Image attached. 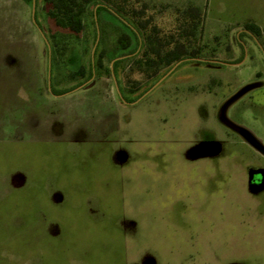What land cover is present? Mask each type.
Masks as SVG:
<instances>
[{
	"label": "crops",
	"instance_id": "obj_1",
	"mask_svg": "<svg viewBox=\"0 0 264 264\" xmlns=\"http://www.w3.org/2000/svg\"><path fill=\"white\" fill-rule=\"evenodd\" d=\"M147 1L171 8L192 5V0ZM2 2L0 145L17 144L18 168L9 170L13 165L0 160V231L18 232V264H69L68 260L73 264L75 259L81 264H139L148 252L154 256L149 246L163 245L162 231L170 223L185 231L186 214H202L200 186L199 190L186 188V147L151 141L150 157L135 154L132 158L118 140L122 130L132 125L128 110L122 109L135 107L172 71L134 100L125 99L121 86L116 81L110 85L103 74L67 87L70 74L84 64L83 50L78 51L82 59L70 71L69 55L74 49L65 50L63 56H68L61 63L57 48L42 45L41 30L26 29L24 3L5 6ZM243 3L246 8L242 14L238 11V24L255 23L264 40V0ZM34 13L33 9L35 22ZM128 49L116 54L112 63L133 54ZM221 64L224 74L242 71L241 62ZM263 74L256 73L258 81H245L228 106L246 94L252 98L255 88H263ZM154 124H148L151 134ZM237 124L264 144L245 124ZM177 149L181 150L177 157L183 159L169 157V151L175 156Z\"/></svg>",
	"mask_w": 264,
	"mask_h": 264
},
{
	"label": "rangeland",
	"instance_id": "obj_2",
	"mask_svg": "<svg viewBox=\"0 0 264 264\" xmlns=\"http://www.w3.org/2000/svg\"><path fill=\"white\" fill-rule=\"evenodd\" d=\"M33 1L3 0L2 5H20L23 2L27 13L26 29L41 30L44 36L41 39L42 45L57 48L61 63L68 56H63L65 50L74 49L69 55L72 58L70 71H74L79 58L82 59L78 51L83 50L85 54V77L68 80V83L65 80L61 85L67 83V87H76L103 74L110 85L113 86L116 81L124 94L133 99L143 94L171 68L163 70L151 81H146L137 71L123 69L121 65L114 68L113 56L122 53V50H113L116 36L124 31L129 33L132 36L129 49L136 47L137 40L114 11L99 8V0L88 6L85 15L86 33L79 35L60 30L48 17L44 0H36L34 22ZM128 2L130 7L141 6V1ZM210 2L192 0L191 4L208 11L201 44H208L202 54L212 61L204 62L206 58L181 61L172 70L170 77L157 89L145 94L135 107L122 109L128 110L132 125L126 131L122 130L118 144L125 146L132 158L135 154L138 158L150 157L147 148L151 146V141L168 142L178 149L186 147V188L193 190L195 186L199 190L200 186L202 193V214H186L189 225L185 231L177 230V225L170 223L169 229L162 231L163 245L149 246L155 255L152 253L154 256H150L147 251L143 262L139 264H155V256L158 257V264L264 262V185L260 187L250 178L253 173L264 171L260 167L264 165V155L226 126L218 116L221 106L241 90L245 81H258L256 73H264V40L261 36L253 37L245 31V24H238L241 19L238 11L241 10L242 14V8L245 7L243 0H212V6ZM145 14L144 18L154 14L155 21L167 32L176 31L179 26L178 17L186 20L174 8L157 14L149 10ZM99 22L108 24L106 35L109 50L105 60L108 72L95 66L103 47L97 33ZM114 26L120 27L121 31H116ZM51 33L56 35L54 40ZM216 61L228 64L241 62L242 71L224 74L225 65ZM128 79L140 81L141 87L133 93L124 91ZM133 85L130 84V87ZM250 94L227 106V115L235 122L245 124L264 142V87L255 88L252 98ZM161 118L166 120L162 121ZM151 121L155 123L153 134L152 131L148 132ZM4 147L9 150H2ZM16 148L17 144L0 145V160L10 162L13 166L9 170L14 172L18 168ZM178 149L175 156L170 150L169 157L183 159L182 155L177 157L181 151ZM190 160H194V163ZM188 201L190 204L194 202L193 199ZM190 211L193 212L192 205ZM17 240V231H0V264L20 262ZM72 262L81 264L76 259Z\"/></svg>",
	"mask_w": 264,
	"mask_h": 264
},
{
	"label": "trees",
	"instance_id": "obj_3",
	"mask_svg": "<svg viewBox=\"0 0 264 264\" xmlns=\"http://www.w3.org/2000/svg\"><path fill=\"white\" fill-rule=\"evenodd\" d=\"M93 1L96 0H44V9L48 17L54 21L60 30L79 35L86 33L85 15L88 6ZM140 1L141 6L138 8L128 6V0H99V8H109L114 11L118 18L130 28L137 40L136 47L130 51L133 54L115 60L113 62L114 68L121 65L123 69L131 72L137 71L144 76L146 81H151L163 70L185 59L206 58L204 61H212L208 56L206 57L202 54L203 49L208 45L201 44L206 16L205 9L195 5H189L187 8H174L186 20H181L182 18L178 17L179 26L176 31L167 32L155 21L154 14L147 18H144V16L149 10H153L157 14L163 10L171 9V7L166 4H151L147 0H137V2ZM185 24L188 27H185ZM106 25L108 24L99 22V27L97 28L98 39L103 42V47L99 52L95 66L108 72L109 67L105 65L109 50ZM114 27L116 31H121L119 30L121 29L120 27ZM245 29L257 38L261 35V30L255 23H246ZM51 38L53 40L56 38L55 33H51ZM131 45L132 36L124 31L116 36L113 50L128 49ZM137 49L138 51L135 52ZM85 75L86 68L83 64L70 74V78L80 79L84 78ZM132 83L134 85L130 87ZM140 87V81L128 79L124 91L133 93ZM123 96L127 100H134V98L131 99L125 96L124 92Z\"/></svg>",
	"mask_w": 264,
	"mask_h": 264
},
{
	"label": "water",
	"instance_id": "obj_4",
	"mask_svg": "<svg viewBox=\"0 0 264 264\" xmlns=\"http://www.w3.org/2000/svg\"><path fill=\"white\" fill-rule=\"evenodd\" d=\"M35 4H36V0L33 1V7H34V12H35ZM181 61L175 63L172 68L166 72V74L160 78L154 85H156L159 81H161L165 76H167L174 68L175 66L180 63ZM153 87V86H152ZM233 99L229 100L228 102H226L223 106L222 109L220 111L219 114V118L220 120L227 125L228 127H230L231 129L237 131L239 134H241L247 141H249L257 150H259L260 152H262L264 154V144L257 139L251 131H249L247 128L235 123L234 121H232L227 115H226V108L227 106L232 102Z\"/></svg>",
	"mask_w": 264,
	"mask_h": 264
},
{
	"label": "flooded vegetation",
	"instance_id": "obj_5",
	"mask_svg": "<svg viewBox=\"0 0 264 264\" xmlns=\"http://www.w3.org/2000/svg\"><path fill=\"white\" fill-rule=\"evenodd\" d=\"M221 109H222V106H221V108H220V110H219V112H218V116H219V114H220V111H221ZM238 133V132H237ZM239 134V133H238ZM239 135H241V134H239ZM244 138V137H243ZM244 140L248 143V144H250L252 147H254L249 141H247L245 138H244ZM255 148V147H254ZM256 149V148H255ZM259 151V150H258ZM262 153V152H261ZM264 155V154H263ZM250 178L251 179H253L256 183H258L259 184V186L260 187H262L263 185H264V171L262 172H258V174H255V173H253L251 176H250ZM261 184V185H260Z\"/></svg>",
	"mask_w": 264,
	"mask_h": 264
}]
</instances>
